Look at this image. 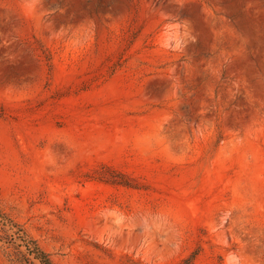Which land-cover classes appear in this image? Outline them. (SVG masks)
<instances>
[{
	"label": "rangeland",
	"instance_id": "obj_1",
	"mask_svg": "<svg viewBox=\"0 0 264 264\" xmlns=\"http://www.w3.org/2000/svg\"><path fill=\"white\" fill-rule=\"evenodd\" d=\"M264 264V0H0V264Z\"/></svg>",
	"mask_w": 264,
	"mask_h": 264
},
{
	"label": "trees",
	"instance_id": "obj_2",
	"mask_svg": "<svg viewBox=\"0 0 264 264\" xmlns=\"http://www.w3.org/2000/svg\"><path fill=\"white\" fill-rule=\"evenodd\" d=\"M25 241L27 246V253L30 255H33V257L41 264H53L52 260L49 258V255L42 250L34 241H32L30 238L27 239L26 235Z\"/></svg>",
	"mask_w": 264,
	"mask_h": 264
}]
</instances>
